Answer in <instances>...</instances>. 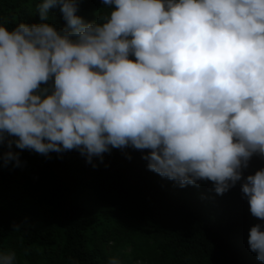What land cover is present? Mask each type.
I'll return each mask as SVG.
<instances>
[{
    "label": "clouds",
    "instance_id": "obj_1",
    "mask_svg": "<svg viewBox=\"0 0 264 264\" xmlns=\"http://www.w3.org/2000/svg\"><path fill=\"white\" fill-rule=\"evenodd\" d=\"M102 5L115 6L103 23L77 15L79 0H42L41 22L0 25V165L22 166L13 145L75 150L92 167L131 148L181 188L211 181L222 195L239 182L258 220L248 248L264 264V167L244 174L264 157V0ZM55 7L62 27L42 22Z\"/></svg>",
    "mask_w": 264,
    "mask_h": 264
},
{
    "label": "trees",
    "instance_id": "obj_2",
    "mask_svg": "<svg viewBox=\"0 0 264 264\" xmlns=\"http://www.w3.org/2000/svg\"><path fill=\"white\" fill-rule=\"evenodd\" d=\"M40 3L0 0V25L41 22ZM111 7L79 0L76 14L103 23ZM49 13L42 22L64 26L59 7ZM13 148L23 163L0 165V253L14 252L16 264H262L248 248L258 220L239 182L222 195L211 181L181 188L131 148V159L113 148L103 163L94 158L97 167L75 150L46 158ZM261 167L264 157L254 154L244 174Z\"/></svg>",
    "mask_w": 264,
    "mask_h": 264
},
{
    "label": "rangeland",
    "instance_id": "obj_3",
    "mask_svg": "<svg viewBox=\"0 0 264 264\" xmlns=\"http://www.w3.org/2000/svg\"><path fill=\"white\" fill-rule=\"evenodd\" d=\"M138 264V263H137Z\"/></svg>",
    "mask_w": 264,
    "mask_h": 264
}]
</instances>
